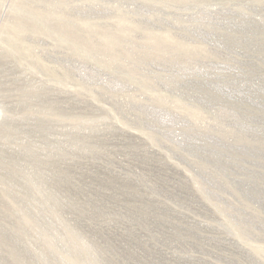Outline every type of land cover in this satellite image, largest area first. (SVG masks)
I'll return each mask as SVG.
<instances>
[{
	"label": "rangeland",
	"instance_id": "obj_1",
	"mask_svg": "<svg viewBox=\"0 0 264 264\" xmlns=\"http://www.w3.org/2000/svg\"><path fill=\"white\" fill-rule=\"evenodd\" d=\"M0 264H264V0H0Z\"/></svg>",
	"mask_w": 264,
	"mask_h": 264
}]
</instances>
